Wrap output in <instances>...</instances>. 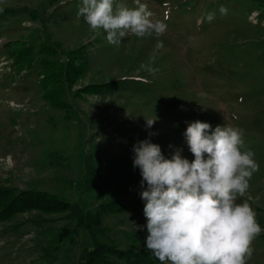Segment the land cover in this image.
Instances as JSON below:
<instances>
[{
  "label": "rangeland",
  "instance_id": "1",
  "mask_svg": "<svg viewBox=\"0 0 264 264\" xmlns=\"http://www.w3.org/2000/svg\"><path fill=\"white\" fill-rule=\"evenodd\" d=\"M119 3L164 32L113 45L82 0H0V264H104V248L146 264L133 145L192 161L196 120L244 130L259 171L236 202L264 229V0ZM251 247L264 264V231Z\"/></svg>",
  "mask_w": 264,
  "mask_h": 264
},
{
  "label": "clouds",
  "instance_id": "2",
  "mask_svg": "<svg viewBox=\"0 0 264 264\" xmlns=\"http://www.w3.org/2000/svg\"><path fill=\"white\" fill-rule=\"evenodd\" d=\"M77 16L90 30H103L113 45L129 34L142 38L165 30L143 4L128 8L116 0H82ZM212 18L209 14V22ZM155 122L147 120L146 127ZM186 124L183 137L192 161L182 156L183 149L166 158L150 139L133 145V168L142 177L139 195L146 224L137 230H147L144 247L161 264H247L252 241L264 229L250 205L236 201L259 171L255 153L246 149L241 128L213 129L199 120Z\"/></svg>",
  "mask_w": 264,
  "mask_h": 264
},
{
  "label": "trees",
  "instance_id": "3",
  "mask_svg": "<svg viewBox=\"0 0 264 264\" xmlns=\"http://www.w3.org/2000/svg\"><path fill=\"white\" fill-rule=\"evenodd\" d=\"M12 198H16V195H14ZM73 206H75V205H73ZM90 215H91V213H85V214L82 213L80 215V217L82 216L81 219H80V217H76V219L78 221H80L82 224H86L83 222L89 220ZM91 222H92V220H91ZM89 225H90V227H92L91 224H89ZM92 230H93V228H92ZM96 249H98V247H96ZM98 250H97V252H99ZM131 255L136 256L135 253H129L128 255L124 254L123 256H120V255L115 254L111 250L104 248V251L101 252V262L104 264H134L133 261L130 259ZM149 256H148V260L146 261V264H160V262L155 257H152L150 254H149Z\"/></svg>",
  "mask_w": 264,
  "mask_h": 264
}]
</instances>
